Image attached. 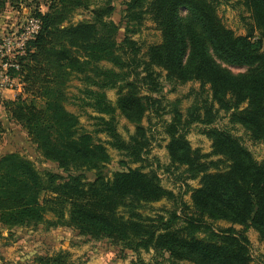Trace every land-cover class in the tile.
<instances>
[{
  "label": "trees",
  "instance_id": "1",
  "mask_svg": "<svg viewBox=\"0 0 264 264\" xmlns=\"http://www.w3.org/2000/svg\"><path fill=\"white\" fill-rule=\"evenodd\" d=\"M8 2L0 0V13ZM242 4L251 25L245 35H235L221 22L216 0H127L120 43L119 26L109 19L114 11L109 0L98 7L94 0H53L45 12L36 5L29 17L39 19L40 29L17 58L18 70L11 72L19 77L22 93L3 101V107L41 157L65 175L39 172L17 153L1 155L0 228L8 233L39 226L46 231L72 228L85 241L107 240L135 255L152 251L161 258L158 264H250L246 231L254 230L264 242V160L255 161L239 138L212 126L223 113L229 125L264 144V0ZM79 11L89 19L71 23ZM145 16L161 40L138 60L139 48L129 34L136 33ZM228 67L244 70L233 73ZM160 72L174 84H199L184 113L179 99L169 104L170 118L163 124L169 165L183 168L179 178L184 192H190V205L165 189L156 172L129 166L143 161L150 145L141 121L149 110H159L151 94L162 90ZM73 78L82 84L79 105L97 114L91 117L93 132L103 133L109 146L127 158L110 177L106 147L80 131L78 117L65 107ZM109 89H116L114 103L106 96ZM116 114L135 126L128 141L116 130ZM193 124L201 125L200 133L210 141L209 153L193 149L187 140ZM3 133L0 121V142ZM196 179L195 188L186 183ZM162 199L187 213L176 207L154 218L139 212ZM217 221L230 226L214 229ZM67 258L38 256L34 264H68Z\"/></svg>",
  "mask_w": 264,
  "mask_h": 264
},
{
  "label": "rangeland",
  "instance_id": "2",
  "mask_svg": "<svg viewBox=\"0 0 264 264\" xmlns=\"http://www.w3.org/2000/svg\"><path fill=\"white\" fill-rule=\"evenodd\" d=\"M12 1V2H11ZM53 0H9L6 5V13L2 15V23L0 28V37L20 29L29 17L30 12L38 5L40 11L45 12L47 5ZM107 0H94L95 7L102 6ZM127 0H109L114 7V11L109 18L119 26L117 34V43H120L125 36L126 23L123 20L124 3ZM217 14L225 27L231 29L235 35H245L247 28L251 25L249 13L242 4V0H216ZM11 3V4H10ZM26 5H30L27 7ZM12 8V11L9 9ZM12 13V14H10ZM9 14V15H8ZM184 10L181 11V15ZM89 19L87 12L79 11L74 14L71 23H77L82 20ZM130 28V26H129ZM12 29V30H10ZM129 34V33H128ZM131 40L136 42L139 48L137 59H144V54L148 46L158 44L161 40L160 31L155 24L145 16L142 24L137 28L136 33L129 34ZM101 65L111 68L109 63H101ZM233 73L242 72L244 69L228 67ZM140 70V68L138 69ZM155 71H159L154 68ZM159 81L162 85V90L159 94H151L152 97L160 102L159 110H149L145 113L141 126L145 128L146 135L150 141L147 147V152L142 155L143 161L129 164L131 168L142 167L143 172L154 171L160 179L161 185L172 191L174 195L187 205H190V192H184L185 186L179 178L183 168H176L169 165V159L165 150L166 136L163 132V124L169 121V104L179 99V108L182 113L193 102L195 92L199 90L197 82H188L186 84H174L168 82L164 78V72H160ZM82 84L75 78L71 79L67 87L68 101L65 105L66 109L76 115L79 120V130L91 133L95 138L99 139L104 144L111 157L110 163L107 165L108 177L113 171L122 168L119 161H127L120 152L113 149L107 143L108 138L102 133H94V122L91 117L97 114L89 108H83L79 105L77 99L81 96L79 88ZM1 91H8L3 89ZM0 91V92H1ZM12 91V90H10ZM16 97L17 93H14ZM141 95H146L144 88L140 89ZM107 98L114 103L117 94L116 89L106 91ZM165 112V113H164ZM116 130L121 137L128 141L129 137L134 134L135 126L127 122L123 117L116 114ZM4 133L0 142V156L6 153H17L20 156L29 159L34 163L35 168L42 172L50 170L52 172L65 175L58 169L56 163L44 160L41 155L35 150V146L30 142L26 133L15 123L9 120L3 121ZM220 129H227L231 134L239 138L241 143L250 151L253 158L257 162L264 160V144L255 143L250 140L248 134L238 125L231 126L227 122L226 116L220 113L219 118L212 125ZM201 125L193 124L186 138L193 149H199L202 154H207L211 151L210 141L200 133ZM219 157H211L215 160ZM225 163L220 164V169H225ZM168 169V171L166 170ZM88 179H92L93 173L87 172ZM189 187H197L198 179L187 180ZM177 208L178 213H187L186 210L177 207L175 202L162 199L158 202L145 205L139 212L145 217H157L166 215V211ZM46 218H51V214H46ZM214 229L227 228L230 225L223 221H217L212 224ZM236 230L241 229L240 226H234ZM249 240L250 255L252 262L250 264H264V242L258 240L257 233L248 229L245 233ZM67 255L68 264H158L161 261L160 257H155L152 251H141L138 255L133 254L130 250L122 249L121 246L112 245L107 240L101 241H85L84 238L78 235L77 231L67 227H57L49 230H43L42 226L36 229H14L8 233L5 229L0 228V264H34V260L38 256H55ZM168 264V263H163ZM181 264H188L183 262Z\"/></svg>",
  "mask_w": 264,
  "mask_h": 264
},
{
  "label": "built area",
  "instance_id": "3",
  "mask_svg": "<svg viewBox=\"0 0 264 264\" xmlns=\"http://www.w3.org/2000/svg\"><path fill=\"white\" fill-rule=\"evenodd\" d=\"M39 29V19L28 17L20 29H10L12 31L0 37V91L8 89L17 95L22 93L19 77L11 72L18 70L17 58L25 54L27 42Z\"/></svg>",
  "mask_w": 264,
  "mask_h": 264
},
{
  "label": "crops",
  "instance_id": "4",
  "mask_svg": "<svg viewBox=\"0 0 264 264\" xmlns=\"http://www.w3.org/2000/svg\"><path fill=\"white\" fill-rule=\"evenodd\" d=\"M9 10L12 11V8L9 9ZM12 13H14V11H12ZM12 13H10V14H12ZM3 14H7L6 13V8H5V10L2 13H0V28H1V23H2V18H3L2 15ZM14 93L15 92L10 91V90H8V91H1L0 92V121L2 122V124H3V121L4 120H8L7 117H6L5 109L3 107V101L13 100L14 99V96H15ZM3 128H4V126H3Z\"/></svg>",
  "mask_w": 264,
  "mask_h": 264
}]
</instances>
